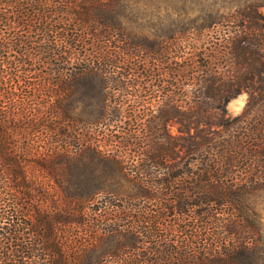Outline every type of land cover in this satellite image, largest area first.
<instances>
[{
  "label": "trees",
  "instance_id": "16d2710c",
  "mask_svg": "<svg viewBox=\"0 0 264 264\" xmlns=\"http://www.w3.org/2000/svg\"><path fill=\"white\" fill-rule=\"evenodd\" d=\"M142 1L0 0V264H264V0Z\"/></svg>",
  "mask_w": 264,
  "mask_h": 264
},
{
  "label": "rangeland",
  "instance_id": "374dc122",
  "mask_svg": "<svg viewBox=\"0 0 264 264\" xmlns=\"http://www.w3.org/2000/svg\"><path fill=\"white\" fill-rule=\"evenodd\" d=\"M144 1V0H143ZM140 4L141 6L144 5V3ZM170 2H172V4H176V3H183L186 2L188 4H193L195 5V7L200 6V7H207L209 5H222V4H233L234 2H239L240 0H169ZM233 2V3H232ZM158 4H168L166 2V0H159ZM140 6V10H138L139 12V16L140 19L137 21H130L128 22V28L129 29H141L144 27V31L145 33L147 31H151V32H157V28H155V24L158 22L163 21V18L161 20H158L156 12L153 10V8H148L147 10H142ZM230 6V5H228ZM144 7V6H143ZM156 9H158V6H155ZM198 8V7H197ZM263 13H264V8L260 9ZM166 15V14H165ZM248 98V94L247 93H243L241 95H239L238 97L234 98L228 105V111L232 116H236L238 114H240L242 112V110L244 109L245 105H246V101ZM153 110L156 109L152 108ZM157 111V110H156ZM155 111V112H156ZM76 122H77V132L79 130V120H78V116H76ZM171 131H175L176 129L173 126L169 127ZM101 129H103V127L100 126H95L94 127V133L95 135H98V140L102 139V133H101ZM107 129H105V133H107ZM104 139L100 140V144L98 142V144L103 148V149H107L110 148V142L107 138L106 135H103ZM249 204L251 205V207L253 208V210L257 213L260 223H261V228L263 230V234H264V189L260 190L259 192L254 193L248 200Z\"/></svg>",
  "mask_w": 264,
  "mask_h": 264
}]
</instances>
